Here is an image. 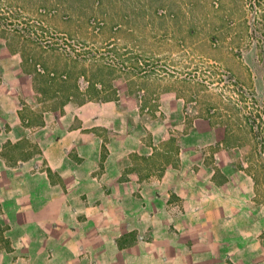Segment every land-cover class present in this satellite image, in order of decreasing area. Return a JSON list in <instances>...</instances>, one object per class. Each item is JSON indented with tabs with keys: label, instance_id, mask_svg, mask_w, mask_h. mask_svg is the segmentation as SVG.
<instances>
[{
	"label": "rangeland",
	"instance_id": "1",
	"mask_svg": "<svg viewBox=\"0 0 264 264\" xmlns=\"http://www.w3.org/2000/svg\"><path fill=\"white\" fill-rule=\"evenodd\" d=\"M0 66L10 81L20 67L52 82L47 99L57 87H93L101 98L128 88L151 104L145 112L153 107L159 127L179 131L182 118L180 132L196 120L226 128L240 155L234 183L241 173L253 178L251 203L264 214V0H0ZM2 110L0 264H171L138 263L135 248L117 246L130 230L112 189L117 182L103 180L106 198L90 206L82 197L79 208L35 180L40 167L8 163L27 143L10 142L15 123ZM137 213L139 226L153 220ZM152 232L145 225L140 238L153 250Z\"/></svg>",
	"mask_w": 264,
	"mask_h": 264
},
{
	"label": "crops",
	"instance_id": "2",
	"mask_svg": "<svg viewBox=\"0 0 264 264\" xmlns=\"http://www.w3.org/2000/svg\"><path fill=\"white\" fill-rule=\"evenodd\" d=\"M14 70L10 81L7 68L0 66L6 77L0 81V109L15 123L10 142L27 145L8 163L40 167L35 180L45 189L63 191L79 208L85 205L82 197L90 206L106 198L103 180L117 182L112 189L130 230L116 244L135 248L138 263L161 258L171 264L182 259L185 264H264V214L258 215L261 205L251 203L248 187L255 181L241 173L240 186L234 183L240 155L226 128L196 120V126L180 132L182 118L179 131L159 127L153 107L145 112L151 104L143 105L128 88L101 98L93 96V87L87 93L57 87L47 99L46 85L52 82L41 81L36 72L27 77L20 67ZM28 177L33 186L34 178ZM138 211L153 220L139 226ZM145 225L153 229V250L140 238Z\"/></svg>",
	"mask_w": 264,
	"mask_h": 264
},
{
	"label": "trees",
	"instance_id": "3",
	"mask_svg": "<svg viewBox=\"0 0 264 264\" xmlns=\"http://www.w3.org/2000/svg\"><path fill=\"white\" fill-rule=\"evenodd\" d=\"M119 246H120V247H122V246H123V244L119 243Z\"/></svg>",
	"mask_w": 264,
	"mask_h": 264
}]
</instances>
